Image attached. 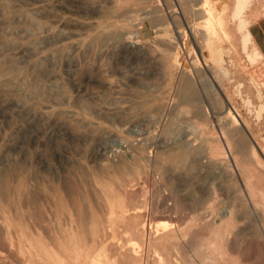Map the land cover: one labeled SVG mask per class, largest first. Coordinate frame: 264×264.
<instances>
[{
  "label": "rangeland",
  "instance_id": "374dc122",
  "mask_svg": "<svg viewBox=\"0 0 264 264\" xmlns=\"http://www.w3.org/2000/svg\"><path fill=\"white\" fill-rule=\"evenodd\" d=\"M235 1L210 25L201 0H0V264H155L151 228L187 264H264V58Z\"/></svg>",
  "mask_w": 264,
  "mask_h": 264
},
{
  "label": "bare ground",
  "instance_id": "6f19581e",
  "mask_svg": "<svg viewBox=\"0 0 264 264\" xmlns=\"http://www.w3.org/2000/svg\"><path fill=\"white\" fill-rule=\"evenodd\" d=\"M206 1L211 2L213 5H214V3L212 2V0H201V5L203 7H205V9L203 10V13L202 12L201 13L203 14V17L205 16V18L206 17L209 18V21H210L209 24L211 25L214 22V18L212 17V14L210 13V8H207L206 5H205L206 4ZM144 2H146V0H144ZM248 4H249V1H247V2H245V0L240 1L238 3V6H237V8L235 10V13H234V17L235 18L233 19L234 21L237 18H238V20L240 19L239 20L240 21V25L242 26V28L245 29V31L247 29V23L245 21V18L242 15L244 14L243 11L245 10V7ZM204 11H207V13H205ZM210 17H212V19H210ZM235 24H236V22H235ZM238 28H239V26H238ZM208 31H209V29H207V32ZM245 35H246L245 36L246 37L245 43H246V45H248L250 43V37L247 34H245ZM205 47H207L208 49H210L209 48L210 46H208V45H206ZM254 57L258 58L259 55L255 52L254 53ZM180 96H181L182 99H184L188 103H192V104H195L196 103V99H195L196 98L195 88L193 87V83H192L191 78L189 76H184L183 77V82H182ZM225 137H227V136H225ZM253 153L255 154V150L254 149H253ZM99 185H100V183H99ZM53 192H54V188L50 184L48 186L46 185V187H44V189H43V194L45 196H47V197L51 196L53 194ZM91 202H89V203H91ZM93 205H94V203H93ZM127 229L128 230H125L124 231L127 234L128 233L133 234L135 232V230H136V228L131 223L128 224ZM150 230H151V232H150ZM150 230L146 234V237L147 238H146V241H145L144 246H146L147 248H149V250L150 249L152 250V252H153L152 258H153L155 264H187L186 261H185V259H184V257H183V255H181L180 252L177 251L178 249H176L174 247H171L168 244V240L172 236H163V237H160L157 240V242L154 241L155 243L151 244L152 243L151 238H152V232L153 231H152V228ZM109 232H111V231H109ZM111 233L112 234H115L116 233V229L115 228L112 229V232ZM111 233H110V235H112ZM159 233H161V231ZM141 234H142V238H145L144 232H142ZM153 235H155V234H153ZM156 236H158V235H156ZM192 264H197V263H194L193 262Z\"/></svg>",
  "mask_w": 264,
  "mask_h": 264
},
{
  "label": "crops",
  "instance_id": "0c3cea01",
  "mask_svg": "<svg viewBox=\"0 0 264 264\" xmlns=\"http://www.w3.org/2000/svg\"><path fill=\"white\" fill-rule=\"evenodd\" d=\"M237 5H235L234 10H233V16L235 13V10L238 6V3L242 0H236ZM235 1V2H236ZM249 1L251 4L253 3L254 0H245V2ZM249 5V7L251 6ZM247 5V6H248ZM245 7V9L247 8ZM247 23V29H246V34L249 35L250 37V43L254 45L256 53L259 55L260 58H264V13H262L255 21L250 23L247 20H245ZM251 24V25H250Z\"/></svg>",
  "mask_w": 264,
  "mask_h": 264
}]
</instances>
